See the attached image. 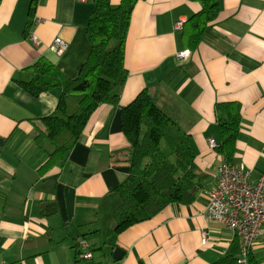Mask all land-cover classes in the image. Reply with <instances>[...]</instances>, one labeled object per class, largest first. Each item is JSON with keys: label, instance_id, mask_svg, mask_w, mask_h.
Wrapping results in <instances>:
<instances>
[{"label": "crops", "instance_id": "crops-1", "mask_svg": "<svg viewBox=\"0 0 264 264\" xmlns=\"http://www.w3.org/2000/svg\"><path fill=\"white\" fill-rule=\"evenodd\" d=\"M96 0H2L0 7V264H239L242 240L225 224L205 216L208 192L226 161L209 145L220 144L217 108L239 103L242 124L230 165L248 171L256 183L264 172V0H220L221 14L203 41L190 49L181 39L185 24L200 11L188 0H140L127 36L128 80L119 106L101 105L63 167L41 175L49 142L37 146L30 121L52 114L61 89L39 97L25 92L14 77L40 58L77 78L90 53L86 28ZM121 0H111L114 6ZM35 4L33 17L30 7ZM29 26V27H28ZM42 42L34 47L27 36ZM56 38L69 45L57 56ZM191 51L187 61L177 53ZM149 89L155 104L190 134L202 175L198 199L174 203L151 220L119 235L113 258L105 245L114 228L115 202L109 194L129 177V142L120 108ZM209 241L202 244L201 233ZM84 240L93 257L79 258ZM264 264V226L250 250Z\"/></svg>", "mask_w": 264, "mask_h": 264}, {"label": "trees", "instance_id": "trees-1", "mask_svg": "<svg viewBox=\"0 0 264 264\" xmlns=\"http://www.w3.org/2000/svg\"><path fill=\"white\" fill-rule=\"evenodd\" d=\"M140 0H96L86 35L90 53L77 78L70 79L51 61L40 58L20 71L17 83L32 97L61 89L55 111L37 121L34 142H49L52 151L39 170L41 175L54 167H63L84 133L92 114L101 105L119 106L120 93L129 72L125 66L126 42L136 4ZM200 11L183 25L181 39L190 49L197 48L206 31L216 25L221 14L220 0H188ZM2 0H0V7ZM35 4L30 7L33 17ZM29 27V26H28ZM122 132L129 142L126 162L127 180L110 192L117 203L113 213L114 228L105 245L114 250L120 234L132 226L151 220L174 203L190 205L202 187V175L196 167V153L190 134L184 132L154 102L149 89L120 108ZM220 144L217 151L230 164L235 158L242 124V106L225 103L217 108ZM221 264H229L226 260ZM248 264H259L250 255Z\"/></svg>", "mask_w": 264, "mask_h": 264}, {"label": "built area", "instance_id": "built-area-1", "mask_svg": "<svg viewBox=\"0 0 264 264\" xmlns=\"http://www.w3.org/2000/svg\"><path fill=\"white\" fill-rule=\"evenodd\" d=\"M86 3L90 0H75ZM183 22L176 23V29L183 28ZM27 40L34 46L39 47L41 41L35 33H30ZM69 49L68 43L61 38H56L51 46V51L57 56L64 55ZM191 56L190 50L177 53L179 61H187ZM212 149L217 143L210 139ZM208 204L205 216L209 222H219L242 240L241 258L239 264H246L250 250L260 238L264 226V172L260 179L254 183L248 171L239 170L226 162L218 169L217 185L208 192ZM202 244L209 241L207 232L201 233ZM79 258L90 260L93 254L88 251L89 246L84 240L77 243Z\"/></svg>", "mask_w": 264, "mask_h": 264}, {"label": "water", "instance_id": "water-1", "mask_svg": "<svg viewBox=\"0 0 264 264\" xmlns=\"http://www.w3.org/2000/svg\"><path fill=\"white\" fill-rule=\"evenodd\" d=\"M125 253L123 250H121L120 248H116L114 253H113V258L116 260V261H120L123 259Z\"/></svg>", "mask_w": 264, "mask_h": 264}, {"label": "rangeland", "instance_id": "rangeland-1", "mask_svg": "<svg viewBox=\"0 0 264 264\" xmlns=\"http://www.w3.org/2000/svg\"><path fill=\"white\" fill-rule=\"evenodd\" d=\"M115 205H117V203H115Z\"/></svg>", "mask_w": 264, "mask_h": 264}]
</instances>
